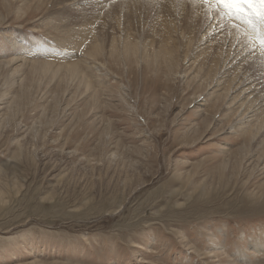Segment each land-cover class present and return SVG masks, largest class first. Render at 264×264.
I'll return each instance as SVG.
<instances>
[{
	"label": "rangeland",
	"instance_id": "1",
	"mask_svg": "<svg viewBox=\"0 0 264 264\" xmlns=\"http://www.w3.org/2000/svg\"><path fill=\"white\" fill-rule=\"evenodd\" d=\"M71 1L0 0V264H264V143L207 73L228 31L200 0Z\"/></svg>",
	"mask_w": 264,
	"mask_h": 264
},
{
	"label": "bare ground",
	"instance_id": "2",
	"mask_svg": "<svg viewBox=\"0 0 264 264\" xmlns=\"http://www.w3.org/2000/svg\"><path fill=\"white\" fill-rule=\"evenodd\" d=\"M98 1L99 0H73L68 5L74 7V9H78V7H82V6L85 7V6L95 5V4H97ZM173 1H175V0H173ZM195 2L196 1L193 2L194 3L193 6L203 8L200 4H196L197 2L196 3ZM202 10L206 13L204 15L206 17V19H208L206 22L209 23L207 25L208 30L206 33L214 32L216 34V33L222 32L223 30H227L228 34H229V36H228L229 41L227 42L229 45L228 50L226 51V53H223L220 55L216 54L214 56L213 60L208 65L207 73H210L211 70L213 69L214 74H215V79L218 78L219 79L218 82L221 85L225 84L226 81L229 82L230 80H228V78L230 76H232V79H231V83H228V84H232L234 81L237 80V82L234 84L236 86L231 91V95H230V99H229V100H231V102L229 103V105L226 108L227 109L233 108V112L235 111L236 112L235 114H238L237 120H239L238 123H240V126L238 127V129L245 128V127L248 128L250 126L257 127L255 134L251 135L249 137V141L253 142L255 140H260V141H262V143H264V73H262L260 75H255L254 72L249 68H243V69L239 68L237 70V72H235V71H234L235 73L233 72V70H235L236 64L239 63V61H238L239 58L243 57L249 61V59L254 58L255 56H257V58H258V56H260V53L256 48L251 47L247 43L246 39L242 38V36H238L236 31L235 32L231 31L227 24H223V23H225V21H221L219 19V17L217 16V14H215L213 12H209L206 8L205 9L203 8ZM181 12H183V11H181ZM197 14H198V12H195L194 15H197ZM213 17H214V22L212 23L211 18H213ZM168 30L164 34V36L165 35L167 36V39H168L167 34H170V31H168ZM226 36H227V34H226ZM95 38L97 39L96 35H95ZM161 39H160V41H161ZM84 40H86V39H84ZM99 40H101V39H99ZM164 40H166V39L163 38L162 42ZM99 43L100 42H98V39H97L96 44H99ZM166 46H167V48L166 47L162 48V52L165 53L166 56H168V55L171 56L172 51L169 49V42H167ZM125 48H126V51L132 52L131 51V49H132L131 44H129L128 42L126 43ZM97 50H98L97 47L92 45V48L90 50V53H88V55L95 57L93 54H96ZM237 53L239 54V56H237ZM254 59H256V58H254ZM254 59H253V61H254ZM244 62H245V60H244ZM253 64H251V66ZM240 67H241V65H240ZM254 67H255V65H254ZM231 69H233V70L231 71ZM215 79L211 83H215ZM211 83H210V85H211ZM209 89H211V88L209 87ZM227 92H229V90H227ZM212 94L213 93H207L204 96L206 98L205 102L209 101L215 95V94H213V95ZM233 94L235 96H233ZM202 95H204V94L198 95L195 100L200 99V97H202ZM246 128L244 130H246Z\"/></svg>",
	"mask_w": 264,
	"mask_h": 264
},
{
	"label": "snow or ice",
	"instance_id": "3",
	"mask_svg": "<svg viewBox=\"0 0 264 264\" xmlns=\"http://www.w3.org/2000/svg\"><path fill=\"white\" fill-rule=\"evenodd\" d=\"M209 12L235 29L264 55V0H200Z\"/></svg>",
	"mask_w": 264,
	"mask_h": 264
}]
</instances>
